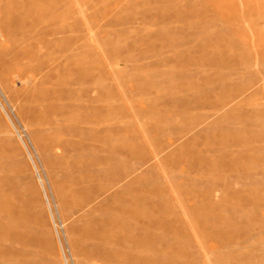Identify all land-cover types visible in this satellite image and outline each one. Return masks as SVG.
I'll return each mask as SVG.
<instances>
[{"label":"rangeland","instance_id":"374dc122","mask_svg":"<svg viewBox=\"0 0 264 264\" xmlns=\"http://www.w3.org/2000/svg\"><path fill=\"white\" fill-rule=\"evenodd\" d=\"M0 264H264V0H0Z\"/></svg>","mask_w":264,"mask_h":264},{"label":"bare ground","instance_id":"6f19581e","mask_svg":"<svg viewBox=\"0 0 264 264\" xmlns=\"http://www.w3.org/2000/svg\"><path fill=\"white\" fill-rule=\"evenodd\" d=\"M57 209V208H56Z\"/></svg>","mask_w":264,"mask_h":264}]
</instances>
